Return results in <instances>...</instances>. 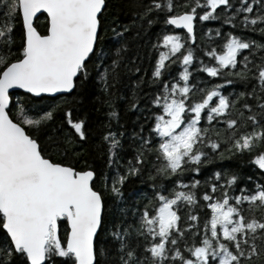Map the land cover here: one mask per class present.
Listing matches in <instances>:
<instances>
[{
  "label": "snow or ice",
  "instance_id": "obj_1",
  "mask_svg": "<svg viewBox=\"0 0 264 264\" xmlns=\"http://www.w3.org/2000/svg\"><path fill=\"white\" fill-rule=\"evenodd\" d=\"M4 8L0 264H264V0Z\"/></svg>",
  "mask_w": 264,
  "mask_h": 264
},
{
  "label": "trees",
  "instance_id": "obj_2",
  "mask_svg": "<svg viewBox=\"0 0 264 264\" xmlns=\"http://www.w3.org/2000/svg\"><path fill=\"white\" fill-rule=\"evenodd\" d=\"M5 0H0V14H3L5 12L4 8ZM43 29V25L41 24V30Z\"/></svg>",
  "mask_w": 264,
  "mask_h": 264
}]
</instances>
